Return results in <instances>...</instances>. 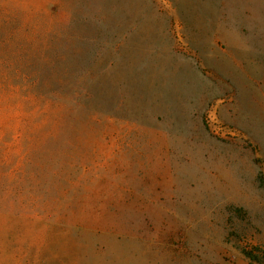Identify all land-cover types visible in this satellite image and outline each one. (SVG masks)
Returning <instances> with one entry per match:
<instances>
[{
	"label": "rangeland",
	"instance_id": "374dc122",
	"mask_svg": "<svg viewBox=\"0 0 264 264\" xmlns=\"http://www.w3.org/2000/svg\"><path fill=\"white\" fill-rule=\"evenodd\" d=\"M0 264H264V0H0Z\"/></svg>",
	"mask_w": 264,
	"mask_h": 264
},
{
	"label": "crops",
	"instance_id": "0c3cea01",
	"mask_svg": "<svg viewBox=\"0 0 264 264\" xmlns=\"http://www.w3.org/2000/svg\"><path fill=\"white\" fill-rule=\"evenodd\" d=\"M16 232H15V243L18 245H21L24 239V226L23 225V221L21 220V218L19 217L18 220L16 221ZM42 232H43V227H42ZM34 241L37 242V244L39 243V226L37 225V227H34Z\"/></svg>",
	"mask_w": 264,
	"mask_h": 264
}]
</instances>
